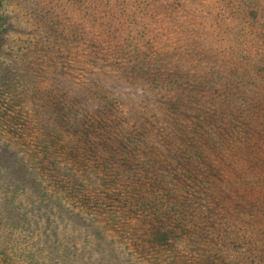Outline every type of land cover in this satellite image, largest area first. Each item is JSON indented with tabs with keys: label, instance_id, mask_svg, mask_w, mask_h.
I'll return each mask as SVG.
<instances>
[{
	"label": "trees",
	"instance_id": "1",
	"mask_svg": "<svg viewBox=\"0 0 264 264\" xmlns=\"http://www.w3.org/2000/svg\"><path fill=\"white\" fill-rule=\"evenodd\" d=\"M5 1L0 0V51L11 30ZM219 5L212 24L226 26L223 39L217 38L219 24L215 33L206 28V14L212 13L208 0H84L82 19L77 11L66 26L64 16L46 9L45 28H57L59 37L35 42V65L49 68L58 96H70L56 104L45 101L46 116L36 119L42 128L38 145H45L39 156L47 162L48 146L67 136L73 163L61 164L58 158L55 168L70 172L77 181L73 188H83L78 180L84 178V204H99L86 191L99 188L95 181H102L108 194L120 180L114 196L120 201L114 203L125 217L143 210L134 224H146L141 229L146 243L162 248L180 239L193 248L206 246L202 251L208 258H222L212 249L219 247L229 254L230 264H252L248 260L254 256L264 261L262 230L247 234L243 223L246 215L260 216L264 44L258 42L253 54L256 41L245 38L255 26L264 35V0H220ZM167 28L184 44L169 42ZM80 43L83 58L78 61L74 54ZM209 50L213 53L207 57ZM205 57L208 67L195 64ZM80 78L87 87L78 84ZM91 88L103 95L100 105L91 104ZM98 167L102 180L93 181ZM10 173L20 176L16 168L10 167ZM104 239L107 246L112 243ZM244 241L249 242L246 248H230ZM69 257L54 264H69Z\"/></svg>",
	"mask_w": 264,
	"mask_h": 264
},
{
	"label": "rangeland",
	"instance_id": "2",
	"mask_svg": "<svg viewBox=\"0 0 264 264\" xmlns=\"http://www.w3.org/2000/svg\"><path fill=\"white\" fill-rule=\"evenodd\" d=\"M219 3L220 0H208V8L212 13L206 14L205 25L210 33H215L214 27L219 24L221 27L216 28V33L219 32L217 38L223 39L227 35L226 26L220 23L212 24L216 13L221 10ZM48 8L64 16L61 24L66 26L73 17L78 16L77 11H80L82 19L84 0L5 1L11 30L0 51V264H27L31 261L34 264H54L56 260H64L70 254L72 256L68 258L69 264H230L226 261L229 254L219 250V247L212 248L217 250L214 253L221 254L222 258L216 259L214 254L209 258L204 255L202 250L206 246L193 248L185 243L184 239L175 240L177 244L174 245L164 244L162 248L146 243L141 231L142 227L147 228L146 224H134L135 217L142 216L143 210L131 212L133 218L125 217L120 215L119 203H114L120 201L114 198L116 190L122 185L120 180L116 186L110 185L108 194L101 185L102 181H95L99 188L86 191L91 200L96 199L99 204H84V178L78 180L83 183V188L78 185L73 188V182L77 181L68 170L63 168L64 170L56 172L58 158H61V164L73 163L68 153L72 144L65 142L67 136L65 139H58L55 145L48 146L47 162L44 163L40 158L39 150L45 145L44 142L38 145L37 137L42 134V128L36 119L46 116L45 101L56 104V100L64 98L68 101L70 96L68 92H61V96H58L53 90L54 87L51 88L49 68L42 70L35 65L34 56L39 55L35 42L46 37L55 40L59 37L57 28L55 31L45 28L48 17L45 11ZM176 18L181 20L179 15H176ZM253 30L255 33H246L245 39L249 43L256 41L252 49L255 54L259 48L257 43L264 44L261 42L264 41V35L259 33L258 26ZM177 34L167 28L165 37L169 42L176 41L183 45L182 40L185 39L178 38ZM205 40L210 42V35H207ZM83 44L80 43V48L78 47L77 53L74 54L78 61L83 58ZM212 53L209 50L205 56L210 57ZM192 57L195 59L196 55ZM207 62L209 64L205 57L195 64L208 67ZM230 71L231 69L227 68L225 74L229 75ZM85 80L80 78L78 84L87 87ZM226 93L228 98L232 95L229 89H226ZM91 95L93 106H97L98 102L100 105L104 100L103 95L96 94L92 88ZM94 116L96 117L97 113ZM83 133L80 128L78 134ZM79 147L84 152V147ZM148 154L152 155L151 151H148ZM102 158L99 156L96 163ZM77 159L84 162V156ZM10 167L17 169L20 175L18 178L10 173ZM95 173L92 180H102L100 167ZM258 183L260 216L255 219L246 215L243 223L244 227H249L247 234L261 229L264 235V180ZM126 193L118 192L121 198L126 197ZM146 212L148 211L145 210L144 213ZM152 223L148 222V226ZM96 225L102 228L96 231ZM105 236L112 240L108 246L104 241ZM247 238L252 239V236ZM248 243L244 241L243 244L230 248L235 247L239 251L246 248ZM260 245L264 251V241L259 243ZM253 258L255 256L248 260L252 264L264 263L259 261L258 257Z\"/></svg>",
	"mask_w": 264,
	"mask_h": 264
}]
</instances>
